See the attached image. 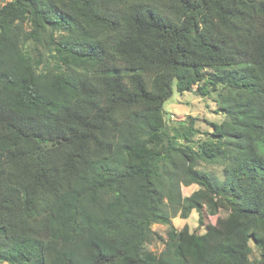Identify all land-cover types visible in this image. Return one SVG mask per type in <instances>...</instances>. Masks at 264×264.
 I'll list each match as a JSON object with an SVG mask.
<instances>
[{
    "label": "trees",
    "instance_id": "obj_1",
    "mask_svg": "<svg viewBox=\"0 0 264 264\" xmlns=\"http://www.w3.org/2000/svg\"><path fill=\"white\" fill-rule=\"evenodd\" d=\"M195 85L211 138L165 118ZM0 264H264V0L0 6Z\"/></svg>",
    "mask_w": 264,
    "mask_h": 264
},
{
    "label": "rangeland",
    "instance_id": "obj_2",
    "mask_svg": "<svg viewBox=\"0 0 264 264\" xmlns=\"http://www.w3.org/2000/svg\"><path fill=\"white\" fill-rule=\"evenodd\" d=\"M11 0H0V6L4 5L6 2ZM197 85L193 87V91L180 93L176 88L173 90L172 97L165 103L164 110L166 114V121L169 125H176L178 122L185 121L188 117L196 118L195 127L199 129L203 135H197L195 139H207L211 138L208 133H212L213 129L211 124H220L226 119L223 113L217 112L218 107L214 102L216 98V93H213L210 97L203 98L199 96L196 92ZM198 169L215 174L220 180L223 179L222 169L219 166H211L207 163H200ZM200 187L198 185H191L189 187L182 186L181 193L182 196H190L194 191L198 190ZM204 222L218 225L219 221L225 218V213L220 212L216 216H208L206 212H203ZM199 214L193 211L189 218L182 219L180 216L173 217L171 219L170 225L163 224H153L152 232L154 235L150 237L149 241L146 243V248L156 255H161L165 250V242L168 241V232L170 226L175 227L180 230L185 225H188L191 231L197 233L205 232L204 227H200L198 223ZM158 236L162 237L164 241L158 240ZM253 248L252 257H258V250L253 243H250Z\"/></svg>",
    "mask_w": 264,
    "mask_h": 264
}]
</instances>
